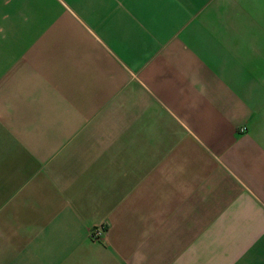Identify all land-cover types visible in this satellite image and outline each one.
<instances>
[{"label": "crops", "instance_id": "crops-1", "mask_svg": "<svg viewBox=\"0 0 264 264\" xmlns=\"http://www.w3.org/2000/svg\"><path fill=\"white\" fill-rule=\"evenodd\" d=\"M0 264H264V0H0Z\"/></svg>", "mask_w": 264, "mask_h": 264}, {"label": "built area", "instance_id": "built-area-1", "mask_svg": "<svg viewBox=\"0 0 264 264\" xmlns=\"http://www.w3.org/2000/svg\"><path fill=\"white\" fill-rule=\"evenodd\" d=\"M105 234L104 227H97L91 230V239L94 241H100L103 238V235Z\"/></svg>", "mask_w": 264, "mask_h": 264}, {"label": "rangeland", "instance_id": "rangeland-1", "mask_svg": "<svg viewBox=\"0 0 264 264\" xmlns=\"http://www.w3.org/2000/svg\"><path fill=\"white\" fill-rule=\"evenodd\" d=\"M91 234V233H90Z\"/></svg>", "mask_w": 264, "mask_h": 264}]
</instances>
